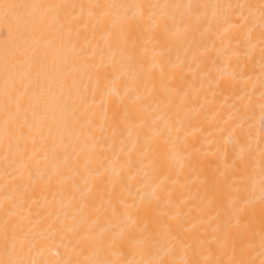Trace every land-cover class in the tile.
I'll return each instance as SVG.
<instances>
[{
  "label": "bare ground",
  "instance_id": "bare-ground-1",
  "mask_svg": "<svg viewBox=\"0 0 264 264\" xmlns=\"http://www.w3.org/2000/svg\"><path fill=\"white\" fill-rule=\"evenodd\" d=\"M0 2L77 5L61 11L63 41H57L58 62L70 72L64 93L71 91L75 104L69 101L66 108L57 109L43 136L24 126L10 148L0 137V258L2 228L10 215V235L14 225L17 248L22 249L19 258L26 264L119 259L116 247L100 250L97 256L93 238L112 241L122 230L139 232L145 222L157 241L149 243L152 256L129 253L127 259L163 256L159 245L169 246L166 229L171 224L183 244L173 250L181 264L227 260L233 240L222 247L226 225L236 223V209L245 205L235 243L239 246L254 236L259 258L264 224L256 143L261 122L259 9L238 6L258 5L260 0ZM90 4L168 7H146L138 26L122 30L112 21L125 9H106L109 15L100 21L101 10L88 8ZM250 11L253 19L248 25L230 28V23H242L241 13L249 16ZM161 13L166 32L152 27ZM15 48V34L0 15V71L5 52ZM54 56L50 53V60ZM241 70L244 81L255 83L254 114L236 112L239 97L253 87H245ZM232 74L235 83L224 79ZM3 117L0 110V125ZM241 119L243 128H237L234 137L233 127ZM248 132L253 148L241 160L240 147L247 148ZM125 201L143 205L135 227L126 228L123 221Z\"/></svg>",
  "mask_w": 264,
  "mask_h": 264
},
{
  "label": "snow or ice",
  "instance_id": "snow-or-ice-1",
  "mask_svg": "<svg viewBox=\"0 0 264 264\" xmlns=\"http://www.w3.org/2000/svg\"><path fill=\"white\" fill-rule=\"evenodd\" d=\"M76 8L77 5H66L59 3H8L0 2V15L7 21L9 32L14 33L16 37V48L11 52H5L3 58V68L0 71L2 83H0V95L3 97V104L0 105V110L3 111L4 117L2 125H0V137L8 141V147H11L13 140H17L23 135V127L27 126L29 131H35L41 136L44 135L45 125L49 126V121L56 117L57 109L66 108L69 101L75 104V98L72 92L64 93V88L67 83V75L58 62L60 53L57 47V41H63L62 23L60 13L67 8ZM83 9L84 5H79ZM90 9L101 10L99 14L100 21H103L105 16L109 15L106 9H125L122 15L112 21L113 26L123 29H130L133 25H139L143 18L144 8H167L168 5H143V4H90L87 6ZM189 9L208 7L207 5H187ZM217 7V6H212ZM226 7L234 8L237 6L227 5ZM241 9L258 8L259 9V28H260V97L259 110L261 113L260 127L257 130L256 143L259 147L260 156V184H261V199L264 202V0H260L258 5H239ZM152 15L151 13L149 14ZM242 23L239 25L231 24L230 28H244L249 21L253 19V13L250 11L249 16H243L241 13ZM226 21L228 18H225ZM153 29L159 28L161 31H167V23L164 19V14L152 21ZM256 27L253 23L248 29L249 39L251 38L252 29ZM41 44L44 50L41 51ZM255 47V45H253ZM50 53H55V56L50 60ZM67 67L65 60L64 68ZM229 83H235V74L224 77ZM240 79L244 82L245 87L248 83H252L251 91H247L239 97L240 107L236 109L237 114L241 109L245 114L255 112V105L252 102V94L255 90V83L250 80H243V71L241 70ZM59 89V91H57ZM247 97V99L245 98ZM83 102V97H81ZM75 111V107L73 108ZM23 116V120L21 117ZM243 119L235 125L232 130V135L235 137L237 128H243ZM251 127V126H249ZM33 139H35L33 137ZM239 143V140H236ZM253 148V137L251 132L247 133V148L240 147L241 160L243 153L251 151ZM6 167L9 164L7 150L5 153ZM6 186L8 173L5 172ZM225 183L228 181L227 174H224ZM155 191V190H154ZM245 207L236 209V223L226 225L225 238L222 242V247L227 246L229 238H232L231 256L227 260L208 259L204 264H264V224H262L259 232V258L255 256V237L250 240H242L237 246L235 243L236 237L240 230V217L246 211ZM126 209L123 214V221L126 228L130 225L135 227L138 225V213L143 207L142 204H128L124 202ZM116 220L121 219L118 214L114 213ZM99 219V217H98ZM172 217L169 216L171 221ZM11 216L5 218L2 228L3 235V250L4 255L0 258V264H26V261L19 258V252L22 249L17 248V237L15 235V226H12V234L10 235L9 225ZM166 236L170 240L169 246L165 248L163 244L159 245V252L163 256H157L149 259L130 260L127 259L129 253L136 255L147 254L152 256L149 243L156 244V237L149 231L147 222L139 229V232L125 233L122 230L118 239L105 242L101 237L93 238V244L97 250V256L100 250L106 249L111 251L116 247L120 251L119 259H100V258H85L83 260L67 259L57 261L56 264H181L173 258L174 247H183L182 241L174 233L172 225L169 224L166 229ZM23 241H21V244ZM31 264H40L39 261L33 260ZM183 264H201L200 261H185Z\"/></svg>",
  "mask_w": 264,
  "mask_h": 264
}]
</instances>
